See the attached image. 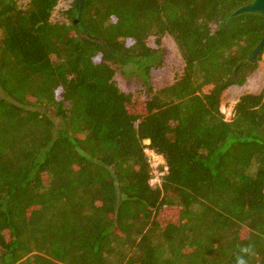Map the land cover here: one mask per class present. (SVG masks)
Here are the masks:
<instances>
[{
  "label": "trees",
  "instance_id": "16d2710c",
  "mask_svg": "<svg viewBox=\"0 0 264 264\" xmlns=\"http://www.w3.org/2000/svg\"><path fill=\"white\" fill-rule=\"evenodd\" d=\"M60 1L0 0V264H264V89L220 111L264 18L227 20L250 0H87L76 26L73 7L51 19ZM166 36L172 82L122 91L113 65L148 76Z\"/></svg>",
  "mask_w": 264,
  "mask_h": 264
},
{
  "label": "rangeland",
  "instance_id": "374dc122",
  "mask_svg": "<svg viewBox=\"0 0 264 264\" xmlns=\"http://www.w3.org/2000/svg\"><path fill=\"white\" fill-rule=\"evenodd\" d=\"M29 0H18L21 7L28 3ZM74 0H61L55 8L51 19L58 22H66L62 13L73 7ZM147 45L152 49H160L162 53L161 66L150 68L148 76L138 70L135 66L129 64L121 68L113 65L116 71L115 81L117 86L125 93H132L135 98L144 101L148 98L147 87L154 89L160 88L167 83H171L176 72L182 68V61L177 53L176 47L167 36L161 39L160 45L154 42L153 37L147 39ZM264 89V52L258 62V68L246 80L244 85L229 87L222 96L220 111L224 115L225 120H230L232 110L238 98L246 92L258 93ZM206 90V89H205ZM162 180L158 186H160ZM171 213L164 210L158 213L159 216L165 217Z\"/></svg>",
  "mask_w": 264,
  "mask_h": 264
},
{
  "label": "water",
  "instance_id": "95a60500",
  "mask_svg": "<svg viewBox=\"0 0 264 264\" xmlns=\"http://www.w3.org/2000/svg\"><path fill=\"white\" fill-rule=\"evenodd\" d=\"M87 0H74L73 3V24L76 26H80V15L86 4ZM241 15H256L264 18V0H250L248 3L238 7L235 9L230 15L227 17V20L233 19L237 16ZM84 34H87L90 37V34L83 29ZM264 47V35L257 44V46L253 49L250 55L247 58V62H255L258 58L259 53L262 51Z\"/></svg>",
  "mask_w": 264,
  "mask_h": 264
},
{
  "label": "built area",
  "instance_id": "2783aa9c",
  "mask_svg": "<svg viewBox=\"0 0 264 264\" xmlns=\"http://www.w3.org/2000/svg\"><path fill=\"white\" fill-rule=\"evenodd\" d=\"M144 144L147 145L148 142H144ZM143 152L147 157L150 168L149 185L152 187L158 186L168 171L164 159L148 147L144 148Z\"/></svg>",
  "mask_w": 264,
  "mask_h": 264
}]
</instances>
